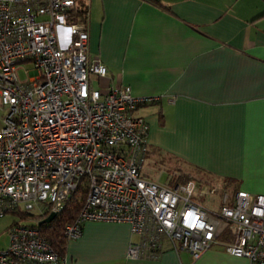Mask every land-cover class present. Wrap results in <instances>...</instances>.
Here are the masks:
<instances>
[{
	"label": "built area",
	"instance_id": "1",
	"mask_svg": "<svg viewBox=\"0 0 264 264\" xmlns=\"http://www.w3.org/2000/svg\"><path fill=\"white\" fill-rule=\"evenodd\" d=\"M76 4L0 0V222L17 210L58 216L85 185L68 241L87 222L126 223L137 238L129 259L157 260L169 242L194 261L220 245L264 264V195L144 177L149 125L136 111L157 98L136 97L128 85L101 87L108 69L90 57L86 25L72 21ZM33 224L10 226L0 264H67Z\"/></svg>",
	"mask_w": 264,
	"mask_h": 264
},
{
	"label": "crops",
	"instance_id": "2",
	"mask_svg": "<svg viewBox=\"0 0 264 264\" xmlns=\"http://www.w3.org/2000/svg\"><path fill=\"white\" fill-rule=\"evenodd\" d=\"M89 1L101 87L157 98L136 111L149 125L144 177L201 170L213 178L202 182L264 195V0ZM136 239L129 224L87 222L67 264H249L220 245L194 261L169 242L157 260L129 259Z\"/></svg>",
	"mask_w": 264,
	"mask_h": 264
},
{
	"label": "trees",
	"instance_id": "3",
	"mask_svg": "<svg viewBox=\"0 0 264 264\" xmlns=\"http://www.w3.org/2000/svg\"><path fill=\"white\" fill-rule=\"evenodd\" d=\"M148 1L161 5L157 0ZM76 2V7L71 11L73 16L72 21L86 24L89 15V4L86 0H76ZM211 179L213 178L207 172H203L201 170H196V173L192 174L185 173L179 178L180 181L196 180L201 182ZM86 196V186L80 185L62 212L52 223L48 224L41 223L47 217L35 216L34 214L22 212L20 210L13 211L10 214L19 216L21 221L35 222L33 225L39 230L41 237L45 238L51 244L52 248L61 259H66L69 241L65 237L64 231L66 226L73 223L77 219L83 207V203L85 202Z\"/></svg>",
	"mask_w": 264,
	"mask_h": 264
},
{
	"label": "rangeland",
	"instance_id": "4",
	"mask_svg": "<svg viewBox=\"0 0 264 264\" xmlns=\"http://www.w3.org/2000/svg\"><path fill=\"white\" fill-rule=\"evenodd\" d=\"M86 2L90 3L89 0H86ZM23 66H24V68H29L30 65L24 64ZM19 76L22 80H25L27 78L24 70L19 71ZM166 172H168V173H166ZM158 175H160V173H158ZM174 175H176L178 177V173H175L174 170H171V171L165 170V173L161 174L160 178L156 177L154 179L159 181V183H165L169 176H174ZM176 176H174V177H176ZM34 215H38V214L35 213ZM18 221H21L19 216L12 215V214H8L5 218H3L1 220V222H0V228H1L0 249L7 247L8 242H9V233H8L9 228L11 225H13V223L18 222ZM23 222H25V221H23ZM30 223H33V221H30Z\"/></svg>",
	"mask_w": 264,
	"mask_h": 264
},
{
	"label": "water",
	"instance_id": "5",
	"mask_svg": "<svg viewBox=\"0 0 264 264\" xmlns=\"http://www.w3.org/2000/svg\"><path fill=\"white\" fill-rule=\"evenodd\" d=\"M57 217V214L53 213L51 215H49L46 219H44L41 223L44 224H48V223H52Z\"/></svg>",
	"mask_w": 264,
	"mask_h": 264
}]
</instances>
